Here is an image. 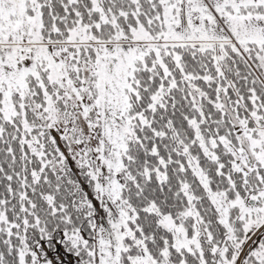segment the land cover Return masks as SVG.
<instances>
[{
	"label": "snow or ice",
	"instance_id": "1",
	"mask_svg": "<svg viewBox=\"0 0 264 264\" xmlns=\"http://www.w3.org/2000/svg\"><path fill=\"white\" fill-rule=\"evenodd\" d=\"M0 264H264V0H0Z\"/></svg>",
	"mask_w": 264,
	"mask_h": 264
}]
</instances>
